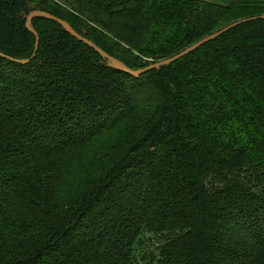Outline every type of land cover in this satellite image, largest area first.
<instances>
[{"label":"trees","instance_id":"16d2710c","mask_svg":"<svg viewBox=\"0 0 264 264\" xmlns=\"http://www.w3.org/2000/svg\"><path fill=\"white\" fill-rule=\"evenodd\" d=\"M36 11L135 72L264 0H0V264H264V19L134 77Z\"/></svg>","mask_w":264,"mask_h":264},{"label":"water","instance_id":"95a60500","mask_svg":"<svg viewBox=\"0 0 264 264\" xmlns=\"http://www.w3.org/2000/svg\"><path fill=\"white\" fill-rule=\"evenodd\" d=\"M35 16H40V17H45L48 18L52 21H55L56 23H58L60 26L63 27V29L70 34L73 38H75L76 40L88 45L89 47H91L93 50H95L101 57H103L104 59L114 63L119 69L123 70L125 73H128L134 77H138L142 74H145L147 72H150L152 70H157L159 68L165 67L179 59H181L182 57L188 55L190 52L194 51L195 49H197L198 47H200L201 45L214 40L215 38H217L218 36H220L221 34L225 33L226 31H228L229 29L242 24L244 22L250 21V20H255V19H264V15L258 16V17H251V18H246V19H240L237 20L235 22H232L230 24H228L227 26L219 29L218 31L202 38L201 40L197 41L196 43L190 45L189 47L185 48L183 51H181L180 53H178L175 56H172L170 58L164 59V60H158V61H154L152 62L150 65L146 66L143 69L137 70L135 72L130 71L128 68H126L122 63H120L118 60L108 56L104 51H102L99 47H97L95 44H93L91 41H89L86 38H83L82 36H80L79 34H77L66 22L62 21L61 19L54 17L48 13L45 12H33L31 13L26 21V27L28 28V30H31L30 28V21L33 17ZM37 48V36H36V44H35V50L34 53L36 51ZM34 55V54H33ZM33 57V56H32ZM26 62V61H25Z\"/></svg>","mask_w":264,"mask_h":264},{"label":"rangeland","instance_id":"374dc122","mask_svg":"<svg viewBox=\"0 0 264 264\" xmlns=\"http://www.w3.org/2000/svg\"><path fill=\"white\" fill-rule=\"evenodd\" d=\"M207 1H216V0H207ZM220 1V0H219ZM149 237V236H148ZM155 239L154 238H146L144 239V245H143V252H152L155 250L156 245L154 244Z\"/></svg>","mask_w":264,"mask_h":264}]
</instances>
